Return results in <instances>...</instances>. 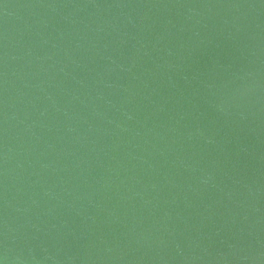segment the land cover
<instances>
[{
    "label": "water",
    "instance_id": "95a60500",
    "mask_svg": "<svg viewBox=\"0 0 264 264\" xmlns=\"http://www.w3.org/2000/svg\"><path fill=\"white\" fill-rule=\"evenodd\" d=\"M3 264H264V0H0Z\"/></svg>",
    "mask_w": 264,
    "mask_h": 264
},
{
    "label": "snow or ice",
    "instance_id": "6c2138e0",
    "mask_svg": "<svg viewBox=\"0 0 264 264\" xmlns=\"http://www.w3.org/2000/svg\"><path fill=\"white\" fill-rule=\"evenodd\" d=\"M0 264H3V262H2V261H0Z\"/></svg>",
    "mask_w": 264,
    "mask_h": 264
}]
</instances>
